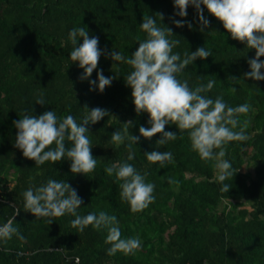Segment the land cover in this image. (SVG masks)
Masks as SVG:
<instances>
[{
    "label": "trees",
    "instance_id": "1",
    "mask_svg": "<svg viewBox=\"0 0 264 264\" xmlns=\"http://www.w3.org/2000/svg\"><path fill=\"white\" fill-rule=\"evenodd\" d=\"M157 12L173 29L171 38L180 41L173 51L183 56L201 45L212 49L179 77L187 78L192 87L214 79L207 95L222 94L228 104L250 105L247 113L239 114L238 128L243 127L246 139L223 145L234 173L224 181L230 186L227 192L220 191L214 162L201 159L191 148L187 130L160 146L155 144L160 133L150 138L139 133L141 124L148 126V114L134 110L131 88L124 82L130 65L101 54L97 67L114 79L102 92L89 91L88 80L79 79L83 69L68 58L69 28H88L90 36L99 37V47L130 55L138 47L137 37L145 36L139 27L142 18L151 14L162 23ZM174 15L172 0H0V223L13 215V224L25 236L19 240L14 234L0 243V264H264V80L243 76L250 70L247 60L255 49L231 37L206 8L210 23L204 31L192 5L187 16L175 15L191 21V28L173 24ZM91 78H96V69ZM41 92L45 104L35 102ZM84 105L109 110L87 125L97 159L92 172L73 174L67 159L36 165L14 146L17 130L12 121L24 110L33 109L38 115L53 108L59 116L71 113L79 119ZM128 120L133 121L129 131L140 135L132 144L134 159L129 163L147 172L146 180L155 184V199L137 211L120 199L121 181L105 172L106 166L127 157V140L117 146L110 136ZM165 129L179 131L175 123ZM154 147L171 151L174 162L162 167L148 161L143 152ZM48 177L67 180L77 190L82 197L80 214L114 213L121 235L139 236L142 247L110 255L106 229L88 225L78 232L69 213L53 217L50 224L48 218L35 219L34 213L23 209L22 192Z\"/></svg>",
    "mask_w": 264,
    "mask_h": 264
},
{
    "label": "clouds",
    "instance_id": "2",
    "mask_svg": "<svg viewBox=\"0 0 264 264\" xmlns=\"http://www.w3.org/2000/svg\"><path fill=\"white\" fill-rule=\"evenodd\" d=\"M172 4L174 14L180 17L187 16V7L192 5L201 31L210 23L204 15L205 8L217 17L231 37L255 49L254 56L247 60L250 70L245 71L243 76L264 80V71H261L264 69V59H259L264 55V0H172ZM202 5L204 7H201ZM157 13L162 22L160 24L151 14L142 18L139 27L145 36L143 39L137 37L138 47L130 55H125L119 50L99 47V37L90 36L88 28H69L67 38L72 48L68 58L77 62V66L83 69L79 79L88 80L89 91L102 92L114 79L113 75L106 76L103 70L97 67L101 54L110 56L113 61L130 65L131 69L124 76V82L131 88L134 110L148 114V126L141 124L139 133L148 138L160 133L155 141V144L160 146L170 140H176L178 134L183 135L184 130H187L191 148L201 159L214 162L220 191L227 192L230 186L224 181L234 173L223 145L232 140L246 139L247 133L243 127L238 128L239 114L247 113L250 105L247 101L237 105L228 104L222 94L215 97L207 95L215 85L214 79L196 84L195 87L190 86L187 78L181 79L178 74L182 73L186 66L194 63L197 57H208L212 54V49L201 45L195 50L185 51L183 56L179 51H173L180 41L171 38L173 29L163 22L164 14ZM175 15L170 16L173 24H187L190 28L193 26L191 21L175 19ZM94 69L96 78L93 79L91 74ZM35 102L45 104L42 92ZM84 107L85 112L79 119L71 113L59 116L53 108L38 115L34 114L33 109L31 112L24 110L23 115L12 121L17 130L14 146L22 150L24 157L34 159L36 165H42L45 161L53 163L67 159L73 174L92 172L97 159L91 152L93 144L87 135L90 132L87 125L100 120L109 110L100 106ZM172 123H175L178 132L165 129L166 124ZM122 124V129L116 128L111 132L110 141L118 146L127 140L124 145L129 149L127 157L118 164L106 166L105 172L109 175L114 173L115 178L121 181L120 199L129 204L131 211H137L147 207L155 199V184L146 180L147 172H141L133 163H129L134 159L132 144L140 140V135L129 131L132 120ZM66 140L71 141V144L66 145ZM143 153L148 161L159 162L162 167L174 162L173 153L169 150H159V147ZM168 180L171 182L172 178L169 177ZM22 196L23 209L34 213L35 219L48 218L50 224L54 220L53 217L69 213L74 217L70 223L78 232H82L88 225L97 230L106 229L104 241L110 245L106 249L110 255L118 250L126 254L133 253L142 247L139 236L121 235L119 220L114 213L100 210L80 214L77 210L82 204V197L67 180L48 177L39 184H30L23 190ZM18 211L19 208H16L14 213ZM13 221L12 215L7 221L0 223V243L11 239L14 234L19 240L25 239Z\"/></svg>",
    "mask_w": 264,
    "mask_h": 264
},
{
    "label": "built area",
    "instance_id": "3",
    "mask_svg": "<svg viewBox=\"0 0 264 264\" xmlns=\"http://www.w3.org/2000/svg\"><path fill=\"white\" fill-rule=\"evenodd\" d=\"M204 264H208V263H204Z\"/></svg>",
    "mask_w": 264,
    "mask_h": 264
},
{
    "label": "rangeland",
    "instance_id": "4",
    "mask_svg": "<svg viewBox=\"0 0 264 264\" xmlns=\"http://www.w3.org/2000/svg\"><path fill=\"white\" fill-rule=\"evenodd\" d=\"M12 185H13V183H12Z\"/></svg>",
    "mask_w": 264,
    "mask_h": 264
}]
</instances>
